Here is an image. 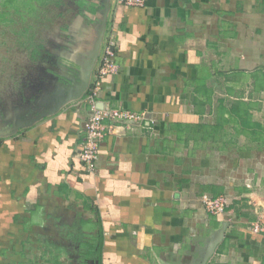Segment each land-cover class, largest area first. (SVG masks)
<instances>
[{
  "label": "crops",
  "instance_id": "crops-1",
  "mask_svg": "<svg viewBox=\"0 0 264 264\" xmlns=\"http://www.w3.org/2000/svg\"><path fill=\"white\" fill-rule=\"evenodd\" d=\"M78 7L46 37L47 58L32 67L28 51L22 77L0 86V264H63L46 246L98 219L102 264H264V131L231 110L244 102L264 126V0ZM111 34L119 69L102 105L145 116L113 125L91 173L79 156L85 98ZM88 73L80 98L44 115ZM205 194L227 195L226 212L212 215Z\"/></svg>",
  "mask_w": 264,
  "mask_h": 264
},
{
  "label": "rangeland",
  "instance_id": "rangeland-1",
  "mask_svg": "<svg viewBox=\"0 0 264 264\" xmlns=\"http://www.w3.org/2000/svg\"><path fill=\"white\" fill-rule=\"evenodd\" d=\"M48 3V6H44L46 4H41L39 0H0V86H4L7 77L12 74L22 77L20 71L26 66H23V60L29 51L30 37L37 43H48L46 37L56 35L57 31L59 34L63 33L59 27L65 28L71 14L78 9L80 11L79 0H49ZM64 16L66 17L63 19ZM56 20L61 21L56 24ZM255 107L258 108L253 105ZM65 236L64 234L63 237ZM64 238L60 252L63 264H82L80 244L74 239V243H71ZM41 244L39 241L32 244L30 252L33 256L40 255L38 248H41ZM48 245L45 249L46 258L52 257L54 251ZM56 249L54 252L57 256L59 252Z\"/></svg>",
  "mask_w": 264,
  "mask_h": 264
},
{
  "label": "built area",
  "instance_id": "built-area-1",
  "mask_svg": "<svg viewBox=\"0 0 264 264\" xmlns=\"http://www.w3.org/2000/svg\"><path fill=\"white\" fill-rule=\"evenodd\" d=\"M129 7H143L146 0H118ZM116 41L111 34L105 45L97 74L90 92L85 100L90 107V115L83 128V139L79 149L80 160L88 172L95 173L98 168L100 147L105 136L112 131L115 124L131 126L144 119L145 113L134 111L125 107L102 105L100 100L102 83L106 76L118 71L119 66L115 62ZM203 201L207 210L214 216L226 212L230 201L227 195L213 196L205 194ZM259 227H256L258 230Z\"/></svg>",
  "mask_w": 264,
  "mask_h": 264
},
{
  "label": "trees",
  "instance_id": "trees-1",
  "mask_svg": "<svg viewBox=\"0 0 264 264\" xmlns=\"http://www.w3.org/2000/svg\"><path fill=\"white\" fill-rule=\"evenodd\" d=\"M39 2L41 4H46L44 6L49 5L48 3L49 0H45L44 2L42 0H39ZM80 5L83 7V2H81ZM29 42L30 43L28 45V50L30 52V57L28 58V60L32 67H36L40 65L41 59L45 60L47 58L46 56L47 53H45L47 52L45 51V49H47L46 47L47 43L46 44L40 43V42L37 43V41H34L32 37L29 38ZM221 107L222 105H219V108ZM231 108H232L231 109L232 111H238L239 113H241L239 119L242 120L245 128H249L248 130H253L252 132H254V134H258L259 132L264 131V126L262 124L252 121V114L250 112V106H246L244 102L239 101L233 104ZM236 121L239 123L238 119ZM223 124H225V122ZM203 127L205 128L207 127V129L210 128V126H203ZM75 226L66 227L69 230L67 231L66 236H69L70 238H74L75 240H78L80 242V252L79 253L81 254L80 259L83 262L82 264H89L86 261H92V260L99 261L100 264H102L104 234H103L101 220L98 219L95 224H93L92 226L91 225L89 226L91 230L93 229L92 232L90 233H85V232L80 231V233L75 234V232L71 230V228H74ZM83 226H86V225H83ZM61 250L62 248L56 249V251L58 252H61ZM46 261H60V255H57V256L54 255V251H53V256L50 258H47Z\"/></svg>",
  "mask_w": 264,
  "mask_h": 264
},
{
  "label": "water",
  "instance_id": "water-1",
  "mask_svg": "<svg viewBox=\"0 0 264 264\" xmlns=\"http://www.w3.org/2000/svg\"><path fill=\"white\" fill-rule=\"evenodd\" d=\"M89 79H90V74L88 73V75H86V77L83 79V81H81L77 87L75 88V90L72 93H68L64 98H62L60 101H58L53 107L48 108L45 112L44 115L46 114H50V113H55L56 111H58L63 105L64 103H66L67 101H71L74 99H78L82 96V94L84 93V91L86 90L88 83H89ZM224 233V229L222 231V236ZM98 264V263H97Z\"/></svg>",
  "mask_w": 264,
  "mask_h": 264
},
{
  "label": "flooded vegetation",
  "instance_id": "flooded-vegetation-1",
  "mask_svg": "<svg viewBox=\"0 0 264 264\" xmlns=\"http://www.w3.org/2000/svg\"><path fill=\"white\" fill-rule=\"evenodd\" d=\"M93 261V260H92Z\"/></svg>",
  "mask_w": 264,
  "mask_h": 264
}]
</instances>
